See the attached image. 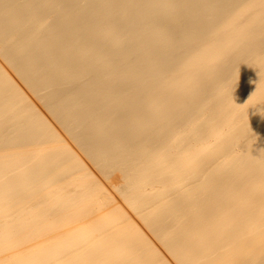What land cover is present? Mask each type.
Segmentation results:
<instances>
[{
  "label": "bare ground",
  "instance_id": "6f19581e",
  "mask_svg": "<svg viewBox=\"0 0 264 264\" xmlns=\"http://www.w3.org/2000/svg\"><path fill=\"white\" fill-rule=\"evenodd\" d=\"M0 60V264H264V0H0Z\"/></svg>",
  "mask_w": 264,
  "mask_h": 264
},
{
  "label": "rangeland",
  "instance_id": "374dc122",
  "mask_svg": "<svg viewBox=\"0 0 264 264\" xmlns=\"http://www.w3.org/2000/svg\"><path fill=\"white\" fill-rule=\"evenodd\" d=\"M0 61H1V60H0ZM2 61H3V60H2ZM2 61H1V63H2ZM4 63H5V62H3L2 64H4ZM5 65H6V64H5ZM5 67L8 68L7 66H5ZM8 69H9V68H8ZM6 70H7V69H6ZM10 71H11V70H10ZM10 71H9V73H10L11 75H13V77H14V79H15V78H16V75L13 74V72H10ZM17 78H18V77H17ZM17 78H16L15 80L17 81L18 85H19V84H20V85L23 84L20 80L18 81ZM20 82H21V83H20ZM22 88H23V87L21 86V89H22ZM23 89H24V88H23ZM23 89H22V90H23ZM23 91L26 92V94L28 95V97H30V99H33V98L35 97L34 95H33L34 97L30 95V93H29L30 91H29V90L27 91V87H26ZM34 99H36V97H35ZM34 99L32 100L33 102H34ZM36 100H37V99H36ZM36 100H35V101H36ZM34 103H35L36 105L38 104V102H34ZM42 109H43V108H42ZM45 112H46V111H45ZM49 119L52 120L51 117H50ZM53 120H54V119H53ZM53 120H52V121H53ZM76 148H77V147H76ZM77 149H78V148H77ZM83 158H84V157H83ZM84 160H85V161H84L85 163H86V162L88 163V161H86L87 159L84 158ZM87 163H86V165H87ZM89 164H90V165H88V166L90 167V169H91L92 171L95 170L96 173H95L94 171H93V172H94L95 174H97V171H98V170H97L96 168H94V166L91 165V163H89ZM92 167H93V168H92ZM99 174H100V173H99V171H98V174H97L98 176H97V178H100V177H101V178H100L101 180L104 179V178H103L102 176H100ZM113 177H114V179H113V183L116 184V185H117V184L119 185V184H120V179L117 178L118 176H116V177L113 176ZM115 178H116V179H115ZM117 179H118V180H117ZM104 180H105V179H104ZM102 181H103V180H102ZM107 182H108V181H106V180H105V183H104V181H103V183H104L105 185H107V184L110 185V187H109V186H106V187H108V188L110 189V190L108 189V191L112 192V193H113L112 195H114V196L118 199L119 196L116 194L115 189H112V190H114V191H112L111 188H113V187H111V184H110V183H107ZM114 192H115V193H114ZM115 197H114V198H115ZM119 199H120V198H119ZM119 199H118V200H119ZM121 203L123 204V207H124V208H127V206H126L123 202H121ZM153 240H154V239H153ZM156 243H157V242H156ZM158 245H159V244L157 243V246H158ZM158 247H160V246H158ZM160 248H161V247H160ZM169 257H170V256H169ZM169 259H171V262H172V263L176 264L174 261H172V258H171V257H170Z\"/></svg>",
  "mask_w": 264,
  "mask_h": 264
}]
</instances>
